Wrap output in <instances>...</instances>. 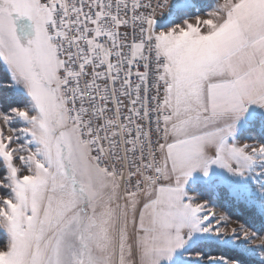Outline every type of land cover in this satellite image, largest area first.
Listing matches in <instances>:
<instances>
[{
    "label": "snow or ice",
    "instance_id": "6c2138e0",
    "mask_svg": "<svg viewBox=\"0 0 264 264\" xmlns=\"http://www.w3.org/2000/svg\"><path fill=\"white\" fill-rule=\"evenodd\" d=\"M0 105V264H264V0H0Z\"/></svg>",
    "mask_w": 264,
    "mask_h": 264
},
{
    "label": "trees",
    "instance_id": "16d2710c",
    "mask_svg": "<svg viewBox=\"0 0 264 264\" xmlns=\"http://www.w3.org/2000/svg\"><path fill=\"white\" fill-rule=\"evenodd\" d=\"M209 4L211 5L213 3V0H208ZM193 3L195 5H197V7L201 6V4L199 3V0H193ZM193 11H195V9H193ZM11 99V97H9ZM2 106V105H0ZM257 132H259V130H257ZM255 135V133H254ZM204 189V191H207L208 189L202 188ZM226 191L225 189H221ZM210 191L208 190V193ZM212 193V192H210ZM209 195V194H208ZM219 198H217L218 203L222 204L223 207L225 208L226 212L228 215H230L231 217L235 218V219H240L242 222L247 221L250 219V215L249 213L252 211L251 209L246 208L244 205H242L239 202L233 201L232 198L230 197V195L224 193L222 195H218ZM221 199H226L227 203H221ZM215 249H209L210 253H215Z\"/></svg>",
    "mask_w": 264,
    "mask_h": 264
},
{
    "label": "rangeland",
    "instance_id": "374dc122",
    "mask_svg": "<svg viewBox=\"0 0 264 264\" xmlns=\"http://www.w3.org/2000/svg\"><path fill=\"white\" fill-rule=\"evenodd\" d=\"M199 3L201 5H210L208 0H199ZM188 188H189L190 193L198 194L202 198L210 200L216 206L218 211H223V212L227 213L225 208L223 207V205L218 203V201H217V198H219V196H218L219 194L220 195H222L224 193L228 194L227 191L221 190L223 188H209V187L204 186L203 184L194 183V182H190L188 185ZM202 188L208 189L212 193H210V192L208 193V190L204 191V189H202ZM220 202L221 203L222 202L227 203L226 199H224V200L221 199ZM233 219H235V218H233ZM2 241H3V236H2V234H0V242H2Z\"/></svg>",
    "mask_w": 264,
    "mask_h": 264
},
{
    "label": "crops",
    "instance_id": "0c3cea01",
    "mask_svg": "<svg viewBox=\"0 0 264 264\" xmlns=\"http://www.w3.org/2000/svg\"><path fill=\"white\" fill-rule=\"evenodd\" d=\"M213 3H214V0H213ZM213 3H212V4H213Z\"/></svg>",
    "mask_w": 264,
    "mask_h": 264
}]
</instances>
